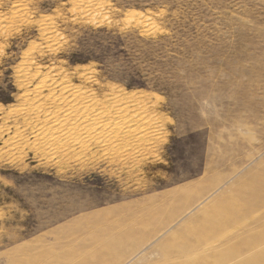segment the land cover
I'll return each mask as SVG.
<instances>
[{
  "label": "rangeland",
  "instance_id": "1",
  "mask_svg": "<svg viewBox=\"0 0 264 264\" xmlns=\"http://www.w3.org/2000/svg\"><path fill=\"white\" fill-rule=\"evenodd\" d=\"M0 99V264L264 255V0H0Z\"/></svg>",
  "mask_w": 264,
  "mask_h": 264
},
{
  "label": "bare ground",
  "instance_id": "2",
  "mask_svg": "<svg viewBox=\"0 0 264 264\" xmlns=\"http://www.w3.org/2000/svg\"><path fill=\"white\" fill-rule=\"evenodd\" d=\"M249 175V173H248ZM245 178V177H244ZM241 206V205H240ZM213 217L218 221V222H225V217L218 211H216L214 214H213ZM253 257V256H252ZM198 260H201V259H198L197 258V261ZM221 257H216L214 258L213 260H210V261H206V260H203V262L201 264H217L221 261ZM249 260V259H248ZM241 263V262H240ZM241 264H264V255H261V256H257V257H254L253 259L249 260V261H246V262H243Z\"/></svg>",
  "mask_w": 264,
  "mask_h": 264
},
{
  "label": "trees",
  "instance_id": "3",
  "mask_svg": "<svg viewBox=\"0 0 264 264\" xmlns=\"http://www.w3.org/2000/svg\"><path fill=\"white\" fill-rule=\"evenodd\" d=\"M74 62H76V61H74ZM1 101H3V102H5L6 101V99L5 100H2V99H0Z\"/></svg>",
  "mask_w": 264,
  "mask_h": 264
}]
</instances>
